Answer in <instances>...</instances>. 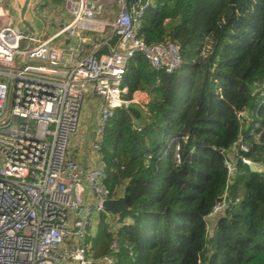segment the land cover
<instances>
[{"label":"trees","instance_id":"trees-1","mask_svg":"<svg viewBox=\"0 0 264 264\" xmlns=\"http://www.w3.org/2000/svg\"><path fill=\"white\" fill-rule=\"evenodd\" d=\"M140 34L177 43L182 64L156 71L138 53L126 66L125 97L147 91L152 116L116 109L106 126V182L127 180L129 210L115 216V233L101 214L90 238L93 256L108 253L116 235V264H264V0H154ZM204 39L210 49L201 55ZM243 109L254 113L241 122ZM240 134L249 147L243 155L260 169L238 160L230 195L240 201L216 213L209 228L225 185L220 150Z\"/></svg>","mask_w":264,"mask_h":264},{"label":"built area","instance_id":"built-area-1","mask_svg":"<svg viewBox=\"0 0 264 264\" xmlns=\"http://www.w3.org/2000/svg\"><path fill=\"white\" fill-rule=\"evenodd\" d=\"M153 1L62 0L59 14L51 6L41 7L44 0H35L31 11L43 27L27 47L28 32L18 28L7 0H0V119L7 113L13 83L7 118L0 124V264H116V235L108 253L99 258L90 242L97 214L118 220L102 206L121 192L120 184L110 187L106 182L104 133L116 109L134 108L145 119L152 116L147 91L138 89L125 97L123 74L138 53L156 71L171 73L182 64L177 43L145 41L140 34ZM54 22L60 25L53 27ZM64 35L67 44L59 40ZM89 89L102 104L89 143L94 158L81 171L70 144ZM253 113L243 109L237 116L243 122ZM134 128L139 131L141 126L136 123ZM248 150L241 134L220 150L225 185L209 216L240 201L230 195L238 160L259 167L243 155ZM109 223L115 233L114 223ZM126 249L135 255L130 246Z\"/></svg>","mask_w":264,"mask_h":264},{"label":"crops","instance_id":"crops-1","mask_svg":"<svg viewBox=\"0 0 264 264\" xmlns=\"http://www.w3.org/2000/svg\"><path fill=\"white\" fill-rule=\"evenodd\" d=\"M102 51H105V49ZM101 104H102V98L98 95H96V97L90 96L89 98L85 99L80 114L79 130L77 131L76 134H74L71 137L70 151L72 153V156L78 162L81 171H84L86 167L89 166L92 159L94 158L93 154L90 151L89 143L91 139L92 130L95 126V120L97 118L98 110ZM126 183H127L126 179L122 181V183H120L121 192H119L118 196L123 195L122 189ZM218 215L219 214H215L209 217L208 220L209 228L215 225ZM100 216L101 214H97L94 217V221L91 225V231H90L91 237L95 236V234L97 233ZM107 219L108 221H113L116 218L107 217ZM123 222H127V223L131 222V219L124 218ZM93 224H95V228H93ZM116 225L117 228L118 226H120V222L118 220L116 222Z\"/></svg>","mask_w":264,"mask_h":264},{"label":"water","instance_id":"water-1","mask_svg":"<svg viewBox=\"0 0 264 264\" xmlns=\"http://www.w3.org/2000/svg\"><path fill=\"white\" fill-rule=\"evenodd\" d=\"M35 0H7L10 13L16 18L17 26L22 31H27L30 37V40L27 44V47L32 45V41L36 38L42 30V22L40 19L35 17L31 11V6ZM12 88L13 83L10 85L9 95H8V108L7 113L10 107L11 97H12ZM129 111L135 116L138 117V111L134 108H130ZM6 115L0 119V124L4 123ZM251 170H259L260 167H256L254 164H249ZM103 208L108 211L112 216H117L125 211L129 210V206L126 203L124 195H121L116 198H108L102 202Z\"/></svg>","mask_w":264,"mask_h":264},{"label":"rangeland","instance_id":"rangeland-1","mask_svg":"<svg viewBox=\"0 0 264 264\" xmlns=\"http://www.w3.org/2000/svg\"><path fill=\"white\" fill-rule=\"evenodd\" d=\"M44 1H45V3L43 5H41V7L48 8L49 6H51L50 8H55L56 9V13H59V14L61 13L59 9L61 8L62 0H49L48 2L46 0H44ZM63 17H64V15L61 16V20H63ZM59 25H60V22L59 23L54 22L52 26L56 27V26H59ZM62 38H64V42H63L64 44L69 43V37L64 35V36L60 37L59 40H61ZM209 49H210V40L209 39H204L203 40V46L201 48V55H205ZM90 96L96 97L95 93L91 89H89L87 91L86 98H89ZM95 106H96V104H95ZM115 220L112 221L114 223L113 227H115V229H117V225L115 223L116 222ZM93 228H95V224H93ZM209 232H211L210 229H209Z\"/></svg>","mask_w":264,"mask_h":264}]
</instances>
